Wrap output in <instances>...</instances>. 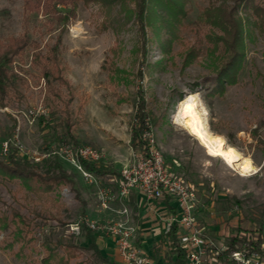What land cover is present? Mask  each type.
I'll return each mask as SVG.
<instances>
[{"label": "rangeland", "instance_id": "obj_1", "mask_svg": "<svg viewBox=\"0 0 264 264\" xmlns=\"http://www.w3.org/2000/svg\"><path fill=\"white\" fill-rule=\"evenodd\" d=\"M128 5L133 7L131 1ZM206 5L207 0H192L185 23L201 19V8ZM72 8L74 12L67 20H59L58 13H69ZM117 9L115 6L112 16L121 23L103 27L99 3L78 0L74 7L55 3L45 11L35 6V0H0V42L27 39L9 66L24 77V82L17 81V93L5 106L0 104V158L9 142L29 161L38 162L44 157L59 161L67 175L54 191L42 196L28 192L18 178H0V214L10 215L17 210L30 223L36 238L25 251L30 255L26 258L17 252L19 242L7 244L4 240L9 230L0 232V264L38 260L43 255L40 241L44 234L50 231L53 235H67L70 225L81 222L82 215L97 219L104 214L98 208L96 184L83 178L68 160L54 153L43 156L47 143L53 139V130L43 127L38 114L29 113L38 107L48 111L43 100L45 81L34 54L46 53L55 43L64 75L73 89L71 107L75 110L82 106L81 118L75 124L78 145L100 150V162L112 173L98 176L97 185L116 191L120 169L136 151L127 139L141 92L149 113L151 137L168 172L190 184L201 204L195 210L197 226L224 224L232 232L237 227H264V32L246 40L245 56L235 81L226 84L222 92H212L214 74L204 55L185 65L181 45L176 42L163 54L150 31L147 30L144 42L135 19L125 20L124 13ZM183 35L191 39L188 28H184ZM113 66L122 72L113 74ZM140 71L142 75L138 76ZM118 77L122 79L118 81ZM61 90L63 100L69 98L68 92ZM187 94L198 98L209 130L249 158L252 171L243 173L228 166L174 122ZM119 96L123 97L120 103ZM57 132L61 137L60 130ZM62 144L57 140L52 149ZM114 202L119 201L116 198ZM232 221L233 226L229 225ZM202 235L210 237L207 231H202ZM79 240L81 246H86L83 237ZM76 253L71 263L104 264L84 247ZM206 263L214 264L207 257Z\"/></svg>", "mask_w": 264, "mask_h": 264}, {"label": "trees", "instance_id": "obj_2", "mask_svg": "<svg viewBox=\"0 0 264 264\" xmlns=\"http://www.w3.org/2000/svg\"><path fill=\"white\" fill-rule=\"evenodd\" d=\"M78 0H35V6L44 8L45 11L53 8L55 3L70 4L75 6ZM99 3L104 19L102 26L121 23L118 18H113V9L118 7V12L124 13V19L134 18L138 24L140 34L145 42L147 30L155 37L162 53L166 54L174 42L181 45L180 54L183 64H191L204 55L208 68L214 74L212 92H222L226 84L235 81V76L242 66L245 56L246 40L251 39L257 33L264 32V4L262 0H207V5L201 8V19L185 23L192 10V0H82ZM133 3V7L128 2ZM31 6L28 1L26 3ZM69 13H58L59 20H67ZM116 12V11H115ZM112 16V17H111ZM184 28L191 32V39L183 35ZM163 36V37H162ZM150 40V38H147ZM59 42V40H58ZM25 37L12 38L8 43L0 42V104L5 106L16 92L17 81L24 82V77L19 72L9 68L12 56L19 54L26 46ZM58 43H55L44 54L35 53L34 60L41 69L45 81L44 103L48 108L46 113L39 115V122L44 123V128L53 130V139L49 141L45 149L50 152L57 140L63 144L78 145L75 124L81 118L82 106L78 105L74 110L71 107L74 98L70 81L64 75V67L58 57ZM118 74L121 69H111ZM141 76V71L137 73ZM122 77H118L120 81ZM56 81L57 84H54ZM68 92L67 99L63 100L62 90ZM17 93V92H16ZM137 96V106L130 124V146L134 150L146 152L148 141L144 134L150 131L149 113L145 109V101L141 92ZM119 96L117 102H122ZM56 119L54 124L52 120ZM57 130L62 136L58 137ZM7 143L3 157L0 158V178H18L28 192L35 195H46L67 179L66 172L57 160H49L44 157L40 161H29L23 158L17 149ZM83 168L97 176L110 173L107 165L101 162H91L80 159ZM42 170V171H40ZM83 214V213H82ZM85 218L82 215V219ZM9 230L4 238L6 243L19 242L17 252L23 257H30L25 252L36 239L31 232V225L17 210L11 214H0V232ZM241 228L237 227L236 233L225 240L224 248L210 247L220 264H233L230 259L232 250L251 248L259 251L261 234L255 235L253 230H246L245 234H239ZM173 242L177 258L174 264H185V253L180 248L176 228L171 226L167 231ZM86 240V246L80 245L79 237ZM12 243V244H13ZM11 244V243H9ZM11 244V245H12ZM43 255L38 259H30L26 264H80L71 263V259L77 256V251L82 247L88 249L96 257V260L113 264L103 256L96 243L95 233L85 224L80 225L79 233L69 232L67 235L49 233L44 234L40 241ZM33 248L31 247L30 250Z\"/></svg>", "mask_w": 264, "mask_h": 264}, {"label": "built area", "instance_id": "obj_3", "mask_svg": "<svg viewBox=\"0 0 264 264\" xmlns=\"http://www.w3.org/2000/svg\"><path fill=\"white\" fill-rule=\"evenodd\" d=\"M31 116L43 114L38 107L29 110ZM148 141L146 152L136 150L130 161L120 169V179L116 191L97 185L98 176L83 168L81 160L100 162L102 153L90 145L62 144L43 156L54 153L73 163L83 178L96 184V200L99 211L109 210L110 203L116 198L126 199L133 189L142 191L151 198L171 197L177 201L178 215L169 217L166 231L174 224L183 230L178 235L179 246L185 253L186 264H207L208 241L197 226L194 209L199 200L192 192L190 184L183 178L168 172L161 152L157 149L150 131L144 134ZM6 150V145L4 147ZM38 160V159H37ZM117 216H101L97 219H85L70 225V231L79 233L80 225L85 224L98 235H110L114 238L123 264H151L150 257L134 243L136 227L129 218V210L123 205L116 211ZM230 259L234 264H264V242L259 251L251 248L232 250Z\"/></svg>", "mask_w": 264, "mask_h": 264}, {"label": "crops", "instance_id": "obj_4", "mask_svg": "<svg viewBox=\"0 0 264 264\" xmlns=\"http://www.w3.org/2000/svg\"><path fill=\"white\" fill-rule=\"evenodd\" d=\"M127 142H130V136ZM111 174L110 172L107 175H103V177L110 176ZM109 179H111V177H109ZM117 199L119 201L118 203H115L114 200L110 203L109 210L102 211V213H104L103 216H117L116 211L125 205L129 210L130 221L135 225L137 230L134 239L135 245L141 248L150 257L151 264H174L177 255L174 250L173 242L167 234L166 223L169 217L178 215L179 209L177 201L167 196L162 198H151L138 189L131 190L126 199ZM200 206L201 204L199 202L194 209V214L195 210L199 209ZM197 214H200V212L197 211ZM229 225L233 226V221L229 222ZM172 226L176 228V237L177 241H179L178 235L180 232H183L184 229L180 228L177 223H174ZM199 228L201 232L207 231L208 234H210V237L206 236L209 243L208 246L219 249L224 248L222 241L236 233L235 230L232 232L231 229L224 224L220 226L204 223L199 226ZM246 230H253L255 235L261 234L262 240L260 243L264 242V227L252 229L242 228L239 234H245ZM95 243L100 253L105 256L110 263L123 264L116 242L112 236L95 234ZM207 252L206 257L208 260L211 259L214 264H220L216 257L211 254L210 250H207Z\"/></svg>", "mask_w": 264, "mask_h": 264}, {"label": "bare ground", "instance_id": "obj_5", "mask_svg": "<svg viewBox=\"0 0 264 264\" xmlns=\"http://www.w3.org/2000/svg\"><path fill=\"white\" fill-rule=\"evenodd\" d=\"M188 105L192 107L189 109ZM200 105L195 94H187L179 104L174 122L195 136L208 153L218 156L228 166L238 168L243 173L252 171L254 166L249 158L242 156L235 147L227 144L222 136L209 130L205 110Z\"/></svg>", "mask_w": 264, "mask_h": 264}, {"label": "snow or ice", "instance_id": "obj_6", "mask_svg": "<svg viewBox=\"0 0 264 264\" xmlns=\"http://www.w3.org/2000/svg\"><path fill=\"white\" fill-rule=\"evenodd\" d=\"M191 107H192V105H188V106H187V108H189V109H190Z\"/></svg>", "mask_w": 264, "mask_h": 264}]
</instances>
